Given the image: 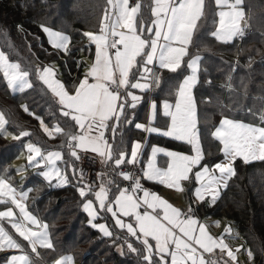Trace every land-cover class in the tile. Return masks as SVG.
<instances>
[{"label":"snow or ice","instance_id":"6c2138e0","mask_svg":"<svg viewBox=\"0 0 264 264\" xmlns=\"http://www.w3.org/2000/svg\"><path fill=\"white\" fill-rule=\"evenodd\" d=\"M214 2L218 21L210 35L222 43L242 38L248 26L243 0ZM142 7L141 0H106L99 31L83 33L95 45L94 61L75 81L65 83L54 79L55 73L50 65L35 67L37 78L57 98L67 130L59 122L49 128L42 117L30 111L28 105L20 107L40 122L41 129L50 138L57 135L64 138L57 147L63 150L66 146L69 159L64 160L63 151H47L37 143L28 142L24 145L26 164L17 166L15 171L23 173L34 168L36 175L49 184L55 180L56 186L62 187L69 183L67 171L57 166V161H63L77 180V191L82 198V208L88 214L89 225L104 236L112 237L113 232L107 224L94 223L102 218L101 213L110 214L114 226L125 233L116 237L122 241L121 250L126 245L130 252L140 257L142 264H218L216 260L205 258V254H212L214 249H219L233 264H238L237 253L243 246L234 250L225 241V236L232 234V228L226 226L219 237H214L198 218L197 212L206 197L209 198V206L215 204L220 188L226 187L229 178L235 174L237 158H242L245 163L264 161V110L255 116L258 123H246L222 115L210 135L221 145L219 151L223 158L216 162L205 161L192 93L198 82L199 62L203 57L199 51H190L198 22L205 17V0H152L150 22L145 20ZM17 28L23 30L22 25H17ZM40 28L53 48L69 51L71 37L68 34L43 23ZM156 68L166 69L177 78L182 76V79L173 85L174 103L168 99H164L162 104L151 100L147 122L140 123L132 110L142 96L133 90L150 92L153 87L158 88L161 77L154 70ZM185 71L190 74L184 75ZM32 72L0 51V74L13 93L33 86L30 81ZM161 114L166 123L163 127H156L157 117ZM8 124L5 112L0 110V135H12L15 140L31 137L32 133L26 129H21L18 135L9 133ZM125 124H134L138 130L183 141L190 145V149L185 153L153 145L142 175L134 176L122 167L140 163L142 143L131 141L130 152L127 147L120 149L115 138ZM15 126L20 127L18 124ZM106 132L111 136H106ZM123 143L121 132L120 144ZM89 150L100 158L103 169L111 166L110 173H95V183L90 182L83 168H77L74 163L80 160L82 152ZM157 154L167 157L166 167L157 165ZM9 171L8 168L3 169L5 174ZM116 177L127 181V186L121 188ZM10 179V176L0 175V204L14 205L20 216L16 218L12 207L0 211V251L19 250L20 254L7 257L6 264H33V254L40 258L38 248L54 250L49 226L27 210L24 202L31 189L17 193ZM142 179L156 181L170 190L186 194L188 205L180 207L170 203L155 191L144 188ZM4 221L11 225L14 234L6 229ZM219 223L215 222L217 226ZM245 251L251 261L253 252L250 249ZM73 261L74 257L66 254L55 259L53 264H73Z\"/></svg>","mask_w":264,"mask_h":264},{"label":"trees","instance_id":"16d2710c","mask_svg":"<svg viewBox=\"0 0 264 264\" xmlns=\"http://www.w3.org/2000/svg\"><path fill=\"white\" fill-rule=\"evenodd\" d=\"M141 3V12L150 22L152 0H141ZM242 6L249 21L245 36L242 40L234 38L229 43H222L210 35L215 30L218 9L214 0H205V17L198 22L190 48L191 52L199 51L203 57L199 62L198 82L193 88L205 161L216 162L223 158L219 151L221 145L210 135L222 115L257 123L255 116L264 110V0H243ZM105 8L106 0H0V47L11 60L33 70L30 76L33 86L16 93L8 89L0 74V110L5 112L9 120L7 128L12 133L18 135L21 129L30 131L32 135L27 138L45 150L58 148L62 143V136L61 141H54L41 129L40 122L20 106L28 105L30 111L42 117L45 123L50 124L54 120L53 124L59 122L67 130L57 98L37 78L34 69L37 65L58 61L65 83L82 76L80 52L87 41L83 33L99 31ZM41 23L69 34L71 41L67 54L48 43L46 34L40 28ZM17 25H22L23 30ZM161 71L160 86L150 92L145 91L143 99L133 110L137 120L147 118L150 97L158 101L175 99L173 85L182 76L177 78L168 70ZM165 123L166 118L159 115L156 124L162 126ZM17 124L19 128L15 126ZM127 128V134L136 130L133 124ZM154 143L178 150L190 149V145L183 141L148 133L143 152ZM21 147L14 139L0 135V174L4 168L13 171L12 160ZM161 159L165 164L166 157L162 155ZM234 166L235 174L228 180L215 204L209 206L203 203L199 210L229 220L253 252L256 264H264V161L245 163L242 158H237ZM74 180L77 181L76 178ZM28 183L32 189L27 206L48 224L54 245V250L38 248L40 258L32 256L33 264L51 262L64 254H71L78 264H142L137 254L126 253V246L121 252L118 250L116 234L106 237L89 225L76 185L60 196V192H51L65 191L69 184L57 187L36 173L28 177ZM186 199L188 201L187 195ZM128 254L133 256L128 257ZM125 257L128 259L125 260ZM0 264H6V256L1 252Z\"/></svg>","mask_w":264,"mask_h":264},{"label":"rangeland","instance_id":"374dc122","mask_svg":"<svg viewBox=\"0 0 264 264\" xmlns=\"http://www.w3.org/2000/svg\"><path fill=\"white\" fill-rule=\"evenodd\" d=\"M217 21H218V19H217ZM249 23V21H248V19H247V24ZM48 27H50V26H48ZM248 27V26H247ZM51 28H53V27H51ZM53 29H55V28H53ZM55 30H57V29H55ZM59 31V30H58ZM66 33V32H65ZM66 34H68V33H66ZM69 35V34H68ZM46 38H47V35H46ZM48 40V39H47ZM70 47V43H69V45H68V48ZM0 51H2V48L0 47ZM60 51H62L64 54H67L68 52H65V51H63V50H60ZM85 56H86V46H84L83 48H82V50H81V52H80V58H82L83 57V60H84V58H85ZM45 65H50V66H52L53 67V70H54V73H55V75H54V79H59V80H61L62 82H63V80H62V74H63V69H62V66L60 65V63L58 62V61H54V62H51V63H49V64H45ZM44 66V65H43ZM42 67V66H41ZM85 65H84V67H83V71H85ZM158 68H156V70H157ZM166 70V69H165ZM158 74H160V73H158ZM187 74H190L188 71L185 73V75H187ZM199 74V73H198ZM196 85V84H195ZM195 85L193 86V87H195ZM26 90V89H25ZM134 92H135V94H137V95H140V96H142V99H143V96H144V92H141L140 90H133ZM192 93H193V96H194V98H195V95H194V88L192 89ZM164 99H167V98H164ZM164 99H162V100H160V101H158L157 99H151V100H156L157 101V103L158 104H162V101L164 100ZM150 100V101H151ZM170 102H172V103H174V101H172V100H170V99H168ZM150 101H149V103H150ZM148 113H149V111H148ZM259 113V112H258ZM227 117H229V116H227ZM230 118V117H229ZM233 119V118H232ZM237 120H239V119H237ZM243 121V120H242ZM53 122H54V120H52L51 122H50V124H48V123H46V124H48V126H49V128H51L54 124H53ZM137 122H140V123H146L147 122V118L146 119H142V120H137ZM244 122H246V121H244ZM246 123H249V122H246ZM258 123V122H257ZM155 126L156 127H163L164 125H162V126H160V125H158V124H155ZM218 126V125H217ZM7 127V126H6ZM136 129V128H135ZM7 131L9 132V133H11V134H13V135H16V134H14V133H12L8 128H7ZM142 130H138V129H136L135 131H133V140L132 141H135V140H139V141H141V143H142V146H143V144H144V141L143 140H141L140 139V137H138V135L137 134H140L141 135V133H138V132H141ZM214 131V130H213ZM137 132V133H136ZM147 133V132H146ZM148 134V133H147ZM6 137H8V138H11V139H13L12 138V135H8V136H6ZM14 141H16L19 145H22V147H21V149H19V151H18V154L14 157V159L12 160V164H11V166L14 168L13 169V171H9V173H7V174H5L4 172H2L0 175H5V178H8L9 176L11 177V179H10V183L16 188V191H17V193H19L20 191H22V190H27V189H32V186L30 185V183H28V177H30L32 174H35L36 173V169H34V168H28V169H26V171L25 172H23V173H17L16 171H15V168L17 167V166H19V165H24V164H26V155H27V152H26V149H25V147H24V145L25 144H27L28 142H32V143H35L32 139H30V138H27V137H21V139L20 140H15L14 139ZM54 141H56V142H59V141H61V137L59 136V135H57L55 138H54ZM153 145H156V146H160V147H164V148H167V149H170V150H174V151H179V152H185V153H187L189 150H178V149H175V148H171V147H166V146H163V145H159L158 143H154V144H152L150 147H149V150H148V153H147V155H145L144 156V159H143V157H142V155H141V158H139L140 159V164L142 165V162H141V160L143 159V162H144V169L146 168V165H147V161H148V159H149V157L151 156V149H152V146ZM40 146V145H39ZM41 147V146H40ZM125 147H127L126 145L124 146V148ZM42 148V147H41ZM127 149H128V151L130 152V148H128L127 147ZM123 150V149H122ZM47 151H63V153H64V160H68L69 159V157H68V154H67V147L65 146V148L62 150V149H60L59 147L58 148H53V149H48ZM158 155L159 154H157V157H156V162H157V165L159 166V167H166V165L165 166H161V165H159V163H158ZM17 157H19V158H17ZM74 163H75V161H74ZM57 166L62 170V171H67V174H68V178H69V185H68V189H65V191H59V190H55L54 192H51V193H59L58 195H60V194H62V193H66L67 191H69V190H73V187L72 186H77V181H75L74 180V177L72 176V170H71V168H67L66 169V167H65V164H64V162L63 161H57ZM234 168H235V166H234ZM143 169V170H144ZM232 177V176H231ZM230 177V178H231ZM43 178V177H42ZM229 178V179H230ZM156 182V181H155ZM144 183V181H142L141 182V184H143ZM158 183V182H157ZM52 184L54 185H56V183H55V180H53V182H52ZM145 184V183H144ZM159 184V183H158ZM146 185V184H145ZM149 185L147 184V186H146V188L147 189H149V190H152L150 187H148ZM223 186L220 188V194H221V191L223 190ZM153 191H155L156 193H158L160 196H162L163 198H165V199H167L170 203H172V204H174V205H176V206H180V207H186L187 205H188V202H187V199H186V197H185V194H183V193H178V192H176L175 190H170V189H168L167 187H165V186H163V185H161V184H159V188H157V189H155V190H153ZM219 194V195H220ZM29 195H30V192L28 193V198H27V200L24 202V203H26V206L28 205V199H29ZM60 196H64V195H60ZM208 197H206L205 198V202H203V203H206V204H208ZM203 203H201V205L203 204ZM6 207H12L13 208V211H14V213L16 214V218H19V216H20V214H19V209H17V208H15V206L14 205H11L10 203L9 204H7V205H5V204H0V211H3V210H5V208ZM27 210L29 211V212H31L33 215H35L40 221H41V223H46L45 221H43L42 219H40V217L38 216V215H36L32 210H30V208H29V206H27ZM103 213H101V215H102ZM197 216H198V218L203 222V223H205V225L207 226V231L209 232V234H211V235H213L214 237H219L223 232H224V228L226 227V226H230L231 228H232V234H229V235H226L225 236V241H226V243L227 244H229L230 245V247H232L234 250L238 247V246H243L242 248H240V251L237 253V260H238V264H256V259L254 258V255H253V259L251 260V261H249V259H248V256H247V254H246V251L245 250H248L249 249V247H248V245L245 243V240H244V238L240 235V233H239V231H238V229L234 226V225H232V223H230L229 222V220H227L226 218H221V217H219V215L217 216V215H214V214H211V213H204V211L202 210V209H200V210H198V212H197ZM207 217V218H206ZM89 218V217H88ZM212 221H219L220 223H219V225L217 226L216 224H211V222ZM214 222V223H215ZM4 223V226L6 227V229L7 230H9L10 232H12L13 234H14V230L13 229H11V225L10 224H8L6 221H4L3 222ZM94 223H107V220H106V218H101V219H97V220H95L94 221ZM30 227H33L34 228V230H38V229H35V226H32V225H29ZM110 229V228H109ZM111 230V229H110ZM49 231V230H48ZM99 231V230H98ZM113 232V231H112ZM101 233V235H103V233L102 232H100ZM113 235H114V232H113ZM123 235H125V233H122L121 232V234L119 235V236H123ZM104 236V235H103ZM231 236H238L239 237V240H238V242H234V240H233V237H231ZM51 238V237H50ZM21 242L22 243H25V247H26V250H28L29 252H30V249H27V245H26V242H23L22 241V239H21ZM137 247H139V245H136ZM120 248H121V246H120ZM126 251V253H128L129 252V250H128V248H127V250H125ZM2 254H5V256H6V259H7V257H9L10 255H13V254H20L19 253V250H14V249H5V250H3V251H0ZM108 253H109V251H108ZM133 255L135 254V253H132ZM132 254H128L127 256L128 257H131V256H133ZM64 255H66V254H64ZM33 257H35V255L33 254L32 255ZM213 256H217L218 257V259L216 260V261H218V264H220V261H222L221 263L222 264H224V262L225 261H227V264H233V262L227 257V255L226 254H221V252H220V250L219 249H214V252L212 253V254H205V258H206V260H215V259H213ZM224 257H226L228 260H224ZM57 258H59V257H57ZM56 258V259H57ZM126 259L125 260H127L128 258L127 257H125ZM220 259V260H219ZM55 260V259H54ZM53 260V261H54ZM124 260V261H125ZM53 261H51V262H44V261H40L41 262V264H53ZM73 264H78V262L76 261V259H74V261H73ZM80 264V263H79ZM124 264H125V262H124Z\"/></svg>","mask_w":264,"mask_h":264},{"label":"crops","instance_id":"0c3cea01","mask_svg":"<svg viewBox=\"0 0 264 264\" xmlns=\"http://www.w3.org/2000/svg\"><path fill=\"white\" fill-rule=\"evenodd\" d=\"M130 2H134V0L132 1V0H130ZM92 32V31H91ZM95 32H98V31H94V33ZM94 53H95V45L94 44H91L90 43V41L87 39V41H86V56H85V58H84V60H83V57L82 58H80V61H81V65H82V75H83V73L85 72V71H83V67H84V65L87 67V66H89V65H91V63H93V61H94ZM86 67H85V70H86ZM155 71H157L158 73H160L159 75H160V77H162V71L160 70V71H158V69L156 70V69H154ZM63 80V79H62ZM63 82H64V80H63ZM154 88V87H153ZM151 99H154V98H151L150 97V99H149V101L151 100ZM133 111V110H132ZM149 111V110H148ZM131 114V113H130ZM129 124H125V125H123L122 126V128H121V130L120 131H118L117 132V134H116V143H117V145H120V149L122 150V149H124V146L126 145L128 148H130V142L133 140V131H131V133H129V134H127L128 133V131H126L128 128H127V126H128ZM133 128H135V126H134V124H133ZM121 132H122V134H123V141H124V143H123V145H121L120 144V141H121ZM137 133V132H136ZM138 133H140V132H138ZM144 136H143V135ZM142 134L140 135V134H137L138 135V137H140V139L141 140H143L144 141V144H143V146H142V148H141V150H140V155H139V158H141V155H142V157H143V159H144V156L145 155H147V153H148V150H149V148H148V150L144 153L143 152V149H144V145H145V138L147 137V133L146 132H142ZM106 136H111V133L110 132H106ZM142 137H144V138H142ZM88 152H90V150L88 151ZM92 153V152H91ZM162 155L163 154H159L158 155V163H159V165H161V166H165L166 165V163L165 164H162ZM143 159L141 160V162H142V165H141V167H142V171H143V169H144V162H143ZM166 161H167V157H166ZM76 162V161H75ZM142 181H144V183L146 184H144L143 183V185L145 186L144 188H146V186H147V184L149 185L148 187H150L151 189H152V191L153 190H155V189H157V188H159V184L157 183V182H155V181H149V180H147V179H142L141 180V182ZM142 195V194H141ZM185 197H186V195H185ZM188 202V201H187ZM102 216H104L105 218H106V220H107V226L114 232V234H116L117 236H119L120 234H121V232L122 233H124L123 231H121L119 228H117L116 227V231L114 230V227H113V225H114V221L111 219V217H110V214H107V213H103L102 214ZM103 218V217H102ZM124 219H126L127 220V218H124ZM215 221H212L211 222V224L213 225V224H215L214 223ZM116 236V237H117ZM238 240L239 239H237L236 238V240L234 241V242H238ZM117 245H116V247L118 248V250L121 252L122 250H123V248L126 246V245H123L122 246V250H121V248H120V246L122 245V241L121 240H118L117 239ZM127 247V246H126ZM125 247V248H126ZM213 259H215V260H217L218 259V257L217 256H213ZM228 260L226 257H224V260ZM220 260V259H219ZM229 261V260H228ZM222 261H220V264H222L221 263Z\"/></svg>","mask_w":264,"mask_h":264},{"label":"built area","instance_id":"2783aa9c","mask_svg":"<svg viewBox=\"0 0 264 264\" xmlns=\"http://www.w3.org/2000/svg\"><path fill=\"white\" fill-rule=\"evenodd\" d=\"M245 33H246V30H245ZM242 38L238 37V40H242ZM160 70L161 69H158V71ZM76 167L83 168L85 177L88 178V180L93 183L97 182L95 173H98L101 171H108L109 173L111 172V166H109L107 169H103L100 163V158L96 154L91 153V151L86 152V153L85 152L81 153L80 160L76 161ZM122 170L130 171L133 173L134 176L142 175V167L140 163L135 166H132V165L123 166ZM115 179H116L117 184H119L121 188L126 187L128 184V182L123 181L121 177H116ZM143 187L145 186L143 185ZM139 194L141 195L142 193H139Z\"/></svg>","mask_w":264,"mask_h":264}]
</instances>
